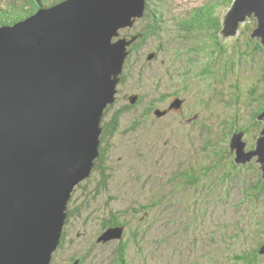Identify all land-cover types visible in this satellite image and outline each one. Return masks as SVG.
<instances>
[{"label": "water", "instance_id": "95a60500", "mask_svg": "<svg viewBox=\"0 0 264 264\" xmlns=\"http://www.w3.org/2000/svg\"><path fill=\"white\" fill-rule=\"evenodd\" d=\"M146 4L64 0L0 27V264H52L73 193L101 155L105 114L131 54L134 41L121 31L143 17ZM253 12L259 24L251 38L264 45V0H235L222 16V41L237 37ZM181 104L156 115L180 112ZM244 135L229 144L235 162L256 160L264 177V129L253 150ZM122 233L111 227L98 241Z\"/></svg>", "mask_w": 264, "mask_h": 264}, {"label": "trees", "instance_id": "16d2710c", "mask_svg": "<svg viewBox=\"0 0 264 264\" xmlns=\"http://www.w3.org/2000/svg\"><path fill=\"white\" fill-rule=\"evenodd\" d=\"M43 1L45 0H30L28 2V6H30L29 9H26L24 4L19 5L16 1H14L13 4L5 6L0 5V27L5 24L11 25L18 23L35 14L40 7L48 5L43 4ZM62 1L64 0H56L53 4ZM168 1L169 0H147L148 4L145 9L147 14L141 19L142 22L140 21L144 26L141 33H136L137 36L141 35L139 38L144 37L143 39H148L149 36L156 35L161 37V27L154 24L153 21L160 22L162 20L165 12L163 6H165ZM220 1L224 5H229L234 0H216L212 2L214 3L213 5H207L202 10H192L193 12L190 14L191 20L188 21L191 32L180 36V40L183 43L182 45L188 44L193 47L195 51L194 54L187 52V58L189 57L195 60V64L191 66V63L188 62V65H183V67H189L188 72L190 75L191 72L194 75L200 74V77L203 78L204 83L207 85L211 84L213 80H216L219 74H221L222 77H230L232 72L235 73L240 59L244 58V55H248L246 51L238 50L237 47L232 48L234 53L231 55L229 41L224 42L221 46L220 42L222 37L220 35V30L223 24L222 15L215 16L213 12L214 8H217L216 4H219ZM151 4L153 5V9L148 10ZM153 10H155L154 17L151 15ZM255 20L256 19H254V24L257 25V20L256 22ZM244 29L250 31V24L246 23ZM128 31V29L122 30V36L129 38L130 35ZM137 45L135 40L130 49L133 50ZM219 46L221 47V53L217 51ZM257 46L261 50H264L259 41ZM213 47H215V49H213ZM215 66H218V69H215ZM194 77L185 84V92H187V90H192L195 100L197 101L196 97L199 98L198 90L203 87V83H197ZM124 79L125 77L122 78V81H124ZM175 81L180 82L181 78L175 76ZM161 82L157 87L160 86ZM202 98L205 97L203 96ZM143 101L144 97H140L139 95V99L136 103H130L123 111L113 114V117H110L109 120L106 119V112L103 122L104 137H102V142H104L106 136L115 139L117 133H125L135 124L134 128L138 125L143 126L146 124L147 120L153 119L154 116L159 120L160 118L156 116V106H147L134 116L135 120L131 121V126H127L125 123L123 124V115L126 113H128V116L134 115V110L143 106ZM157 105L159 106L158 103ZM111 107L112 106H109V108ZM263 111L264 97L259 108L255 110L249 118L241 114L233 115L231 120L229 118L227 119L228 123L229 121L230 123L225 130L215 126L218 128L210 133H222V136L217 143L215 141V136L210 135L208 140H205L203 143V153L197 149V154L195 156L198 160H178L172 164L176 168L173 172H169L163 164H160V169L158 170L160 171V179L152 176L154 181L159 182L158 189H151L149 187L151 180L144 175L142 170L144 166L123 160L121 155L118 161L121 162L122 165L124 164L123 167L126 169V173L129 174V176L128 179L122 183L124 187L117 188L114 178L119 167L113 166L111 157L101 149V155L96 162L93 174L87 179H92L97 172L98 183L96 185L95 182H93L92 189L84 187L86 192L83 194L81 200L78 198L79 203L75 204V208L78 207L76 208V213L81 216H86L84 221L87 224H89L88 221L91 218H98L101 216L102 218L98 223H102V233L108 228L120 227L123 229L122 238L111 240L106 243L99 242L98 238H88L83 235H78L79 239H76L70 236L69 231L65 230L62 243L53 257V263L58 253H61L64 255V258L60 260L61 264H75L77 261H79V264H89L93 251H97L96 256H100V251H103V260L101 263L97 260V264H130V260L134 257V248L138 249L140 256L146 253V249L142 243L147 245V247L152 246L153 249L157 251V249L164 244H170V242L174 243L173 238L179 243L176 244L175 242L176 245L173 244L175 246L171 251L181 256H184V253H191L193 251L198 259H200L197 254L200 252V247L195 250L193 246L194 242H197L195 235L187 243H180L182 242L180 241V235L185 225L192 224L196 222L194 220L205 216L207 217L208 214L213 213L209 210L211 203L214 200L219 201L220 199L231 197V195L234 194L233 190L236 188H239V191L242 192L241 194L247 199L253 198L255 201L254 205H256L258 201H261V197L264 196V177L260 170V165L256 160L246 165L236 164L235 154H232L229 149V144L235 133L244 132L249 142L258 138L259 134L264 129V122L259 120ZM193 117L194 115L191 118ZM124 118L126 119L127 117ZM200 121L202 120H195L194 124L200 126ZM208 121L215 124L218 122L215 119ZM201 125L204 126V124ZM180 132H184V130ZM251 145L250 150H253L255 145L252 143ZM114 146L117 147V145ZM198 153H202V156L200 157ZM128 181L130 182L128 183ZM81 184L76 189H83ZM113 188H115V194H113ZM75 191L73 196L75 195ZM206 194L209 198L206 197ZM140 197H145L144 202L138 199ZM75 208L73 211L72 209L68 210L67 221H70ZM94 210L98 212L95 214ZM218 226L223 227L226 245L231 247L240 245L239 232L231 235L229 226L225 221H221ZM252 228V237L256 236V239L252 240L256 242L255 244H257V246L245 250L242 253L234 254L233 264H264V255L260 253L261 248L264 246V218L262 217L257 227ZM155 229L158 231H154ZM255 229L259 231V235L254 231ZM214 233L215 229L208 237L200 236V239L214 242ZM150 234H152L151 237ZM187 238L190 237L186 236L183 239ZM63 243H65V248L62 250L61 246ZM150 252L153 253L151 249ZM183 256L182 258L184 259Z\"/></svg>", "mask_w": 264, "mask_h": 264}, {"label": "rangeland", "instance_id": "374dc122", "mask_svg": "<svg viewBox=\"0 0 264 264\" xmlns=\"http://www.w3.org/2000/svg\"><path fill=\"white\" fill-rule=\"evenodd\" d=\"M14 1L19 5L24 4L26 9L30 8V6H28L30 0H0V5L5 6L13 4ZM55 1L56 0H45L43 1V4H48L45 6L48 7ZM214 1L216 0H169L168 3L163 6L165 12L163 14L164 17H161L162 22L153 21V23L160 27L162 26V23L166 24L164 29V34L166 36V54L159 49L163 37L156 35L149 36L148 39H143L144 37L139 38L141 35H136V33H141L144 26L141 24L140 19L136 20V22L139 21L138 25H136V23L135 26L128 28V33L131 37L129 36L127 39L130 41L136 40V44L140 45L135 46L133 50L130 49L131 54L127 59L125 70L122 75V78L125 77V79L118 86L119 92L116 102L113 103L111 105L112 107L107 111V120H109L110 117H113L114 113L123 111L130 104L131 97L135 96V94L144 97L143 106L136 108L134 110V115L132 114L128 116V113L124 114L123 116L127 118L125 119L123 117V124L125 123L127 126H131V121L135 120L134 116L147 106H156L155 110H160L155 102V98H160L162 92L166 91V88L168 90L169 87L170 90H173L175 86L178 85L177 83H171L167 80L164 86L160 84V86L157 87L162 81V76H167L170 73V69L178 64L188 65V62L192 61L189 57L187 58V45H182L183 43L180 40L181 35L191 32L188 21L186 20L187 18L190 19L191 16H187L186 13L192 14V10L194 9L202 10L207 5H213L214 3L212 2ZM233 2L229 5H224L221 1L219 4L217 3V8H214L213 11L214 15L223 16L225 10L230 9ZM149 9L152 10L153 8L151 9V7H148V10ZM152 14H154V11ZM254 15L255 14L252 13L250 19H247V16L245 17L247 19L245 23H248L251 26L250 31L244 29L245 24L240 23L239 34L237 37L226 38L220 42L222 46L224 42L229 41L231 55L234 53V51H232L233 47H237L238 50L246 51L248 53V55H244V58L240 59L235 69V73L232 72L230 77H222V75L219 74L216 80H213L214 83L207 85L204 83L203 78L200 77V74L194 75L191 72V75L189 76L191 79L195 76L194 78L197 83H203V87L198 90L199 98H197V102L193 107L190 105L188 106V109L191 111L195 108V113H199L197 119L202 120L199 122L200 126L194 128V132L187 130L184 132H172V129L178 128L177 126H182L184 129H192L193 127L186 126L177 119H172L174 123L172 124L171 121L157 120L154 116L153 119L147 121L146 124L140 126L134 132L128 130L125 133H117L115 139H111L108 136L105 137L104 142L101 144V149L111 157V160L113 161L112 165L119 167L114 178L117 188H123L124 186L122 183L127 180L129 176V174L126 173V169L123 167L124 164L122 165L121 162L118 161L120 155L123 160L144 166L142 169L144 175L151 180L149 187L151 189H158L159 182L154 181L152 176L160 179V171H158L160 169V164H163L169 172H173L176 168L172 164L178 160H198L195 156L197 154V149L203 153V143L205 140H208L210 135H214L215 141L218 143L222 136V133L211 134L210 132H214L213 130L218 127L225 130L230 123V121L228 123L227 119L229 118L231 120L233 115L241 114L242 116L249 118L250 115L259 108L264 97V50H261L258 46L255 49L254 41L258 40L263 48L264 45L261 43L262 38L257 36L251 38L255 28L258 29L259 24L258 20L257 25L254 24V19H256L254 18ZM181 24H184L185 27H182ZM213 49H215V47H213ZM217 51L221 53L220 46ZM203 60L205 61L204 58ZM214 68L218 69V66H215ZM166 71H168V73H166ZM171 87L173 88L171 89ZM203 96L205 98H202ZM161 111L163 110L161 109ZM213 119L219 122L218 127L210 129L209 126L201 125L204 120L208 121ZM102 137H104V134ZM243 140L248 142V150H250V147L252 146L251 143L255 145L257 141V139H255L252 142H249L245 135L243 136ZM114 145H117V147ZM202 153H198L200 157L202 156ZM97 176L98 173L96 172L92 179L81 184L83 189H76V196H73L69 204V209H72L73 211L75 204L79 203L78 198L81 200L83 194L86 192L84 187L92 189L93 182L97 185ZM129 182L130 181H128V183ZM233 191L234 194H232L231 197L229 196L228 198L220 199L219 201L214 200L211 203L209 210L213 213L208 214L207 217L205 216L194 220L196 222L183 227V232L180 235V241L182 242L180 243H187L195 235L197 242H194L193 246L195 250L200 247V252L197 253L200 259H198L193 251L191 253H184V256L182 255L184 259L181 255L171 251L172 248L179 243L173 238L174 243L170 242V244H164L163 246H160L157 251L153 249L152 246L147 247V245L142 243L146 249V253L140 256L138 249L134 248L133 255L135 258L133 257L132 260L129 259L131 261L130 264H233L234 254L242 253L245 250L257 246V244H255L256 242L253 241L256 239V236L252 237V227H257L258 223L262 220V217L264 218V196L261 197V201H258L257 204L254 205L255 201L253 198L247 199L241 194L242 192L239 191V188H236ZM113 192V194H115V188H113ZM206 197L209 198L207 194ZM138 199H141V201L144 202L145 197H140ZM76 208L70 221H67L65 230L69 231L70 236H73L76 239H79L78 235H83L88 238L93 237L94 239L98 238L102 233V223H98L102 217L91 218L88 221L89 224H87L84 221L86 216H81L76 213ZM97 212L98 211L94 210L95 214ZM221 221L227 222L231 235L236 232L240 233L239 246L231 247L226 245L223 227L218 226ZM214 229V242L200 239V236L208 237L212 234ZM156 230L157 229L154 231ZM254 231L259 235L257 229ZM151 236L152 234H150V237ZM186 236H189L190 238L183 239ZM150 249L153 253L150 252ZM100 252V256H96L97 251H93L89 264H97V260L101 263L103 260V251ZM63 258L64 255L58 253L52 264H61L60 260Z\"/></svg>", "mask_w": 264, "mask_h": 264}, {"label": "flooded vegetation", "instance_id": "af4514ba", "mask_svg": "<svg viewBox=\"0 0 264 264\" xmlns=\"http://www.w3.org/2000/svg\"><path fill=\"white\" fill-rule=\"evenodd\" d=\"M173 6H176V5H173ZM149 8H150V6H149ZM152 8H153V5L151 4V9ZM153 11H155V10H153ZM186 14H187V16H190V14H188V13H186ZM151 15L155 16V14H152V13H151ZM144 16H143V18H144ZM143 18H141V19H143ZM186 20L187 21H190L191 19H188L187 18ZM161 22H162V20H161ZM136 23L135 24L138 25L139 24V21H137ZM181 26L182 27H185L184 24H181ZM165 27H166V24L162 23V26H161V37H163V39L161 40V43L159 45L160 51H162L164 54H166V52H165V49H166V46H165V37L166 36L164 34ZM254 43H255V47L254 48L256 49L257 48V45H258V41H254ZM187 47H188V52L190 54H194L195 53V51L193 50V47H191L188 44H187ZM190 63H191V65L195 64V60H192ZM188 69H189V67H185L184 68L183 67V64H178L174 68H171L170 69V73L167 76L166 75H163L162 76V82H161V85L162 86H164V84H166V81L167 80H168V82L177 83L178 85L175 86V88L173 90H170L169 87H168V90L166 88V91H163L162 92V95L160 96V98H158V99L155 98V101L159 104V108L162 109L163 111L168 110L176 100L179 99V100L182 101V104L180 106V108H181L180 112L171 111L167 115L162 116L159 120H161V121H164V120L165 121H171V123L174 124L172 119H177V120H179V122L185 124L186 126L193 127V128L192 129H184L182 126H177L178 128L172 129V132H175V131H183V130L184 131L187 130V131L194 132L195 131L194 128H196V126H198V125L194 124V121L195 120H199V119H197L199 113H195V108L192 111L188 109V106L189 105L193 107V105L197 101L195 100V97H194V94H193V91L192 90H189V91L187 90V92H185V84L191 80V78L189 77L190 74L188 72ZM166 73H168V71H166ZM175 76L181 77V81L180 82H176L175 81ZM212 83H214V81H212L211 84ZM172 88L173 87H171V89ZM196 99H197V97H196ZM193 115H194V117L191 118ZM147 121H150V120H147ZM202 124H204V126H209L210 129L211 128H214L215 126H219V122H217L216 124H214V123H210V121H205V120L203 121ZM135 125L130 128V131L131 132L136 131L137 128L141 126V125H138L136 128H134ZM165 128H167V127H165ZM64 248H65V243H63L62 246H61V249L62 250Z\"/></svg>", "mask_w": 264, "mask_h": 264}, {"label": "bare ground", "instance_id": "6f19581e", "mask_svg": "<svg viewBox=\"0 0 264 264\" xmlns=\"http://www.w3.org/2000/svg\"><path fill=\"white\" fill-rule=\"evenodd\" d=\"M147 13V11L146 12H144V15ZM254 13V12H253ZM255 14V13H254ZM143 15V16H144ZM141 18H143V17H141ZM141 18H138V19H141ZM254 18H256V20H258L257 19V17H254ZM248 19V18H247ZM246 18H245V21L247 20ZM136 23V22H135ZM135 23H134V26H135ZM241 23V22H240ZM246 24V23H245ZM238 25V24H237ZM128 29V28H127ZM238 29V31H239V28H237ZM255 30H256V28H255ZM127 62V61H126ZM125 66H126V64H125ZM125 70V69H124ZM165 115V114H164ZM69 210V209H68ZM61 245V244H60Z\"/></svg>", "mask_w": 264, "mask_h": 264}]
</instances>
